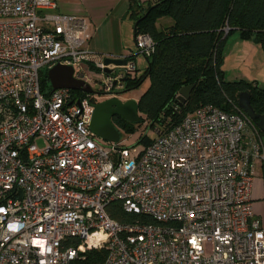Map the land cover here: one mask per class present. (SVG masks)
<instances>
[{
    "label": "built area",
    "instance_id": "1",
    "mask_svg": "<svg viewBox=\"0 0 264 264\" xmlns=\"http://www.w3.org/2000/svg\"><path fill=\"white\" fill-rule=\"evenodd\" d=\"M55 8L0 0V264H74L93 250H106L101 264H264L249 200L264 159L256 125L205 105L140 152L104 141L90 129L95 95L41 80L57 65L77 80L93 69L97 95L111 98L134 75L133 55L106 66L112 57L87 47V21ZM134 45L154 52L148 35ZM111 204L138 218L112 219Z\"/></svg>",
    "mask_w": 264,
    "mask_h": 264
},
{
    "label": "trees",
    "instance_id": "2",
    "mask_svg": "<svg viewBox=\"0 0 264 264\" xmlns=\"http://www.w3.org/2000/svg\"><path fill=\"white\" fill-rule=\"evenodd\" d=\"M129 15L136 25L134 37L148 35L153 40L154 52L145 58L147 64L141 75L123 79V92L135 90L144 80H150L137 109L155 135L180 124L205 105L236 114L238 95L242 92L250 94L255 113L264 114V89L255 81L225 82L222 69L223 47L234 33L240 40L258 46L264 56V0H149L145 4L131 0ZM225 27L229 29L226 34ZM47 81L45 74L42 86ZM189 86L193 87L190 97L180 104L179 92ZM111 121L134 131L135 124L120 117ZM143 122L140 119L138 124ZM260 134L263 135L261 131ZM151 142L145 135L138 140L145 146ZM107 212L119 222L138 218L124 212L120 204L109 205ZM106 256V250H93L74 264H101Z\"/></svg>",
    "mask_w": 264,
    "mask_h": 264
},
{
    "label": "crops",
    "instance_id": "3",
    "mask_svg": "<svg viewBox=\"0 0 264 264\" xmlns=\"http://www.w3.org/2000/svg\"><path fill=\"white\" fill-rule=\"evenodd\" d=\"M148 1L136 0L140 4H145ZM55 2L56 8L46 12L63 16L81 17L87 21L91 36L87 47L91 52L99 56L112 58H123L128 54H132V62L135 65L136 73L138 62L136 57L138 54L133 50V46H135V25L129 15L131 0H55ZM165 21L169 23V20ZM234 35H236L234 38L237 39L235 41H239L237 33H234L230 37ZM254 46L257 52L255 49H252L248 62L251 65L255 63V65L259 66L260 59H264V56L260 48L256 45ZM255 52L256 54H254ZM89 72L98 73L93 69ZM261 141L264 153V134L261 135ZM252 173L253 179L249 200L254 218L264 228V159L253 162Z\"/></svg>",
    "mask_w": 264,
    "mask_h": 264
},
{
    "label": "rangeland",
    "instance_id": "4",
    "mask_svg": "<svg viewBox=\"0 0 264 264\" xmlns=\"http://www.w3.org/2000/svg\"><path fill=\"white\" fill-rule=\"evenodd\" d=\"M234 37H236V35L230 37L223 47L222 69L224 72V81L237 82L243 80L249 83L257 81L259 83V86L264 89V59H260V64L258 63L259 66L255 65V63L251 65L248 61L252 53V49H255V51L257 52L254 44L249 41H235L237 39H235ZM244 44L246 45L244 46ZM133 50L135 51V53H137V49L135 48V46H133ZM256 52L254 54H256ZM136 59L138 60L137 71L136 73H134V75L139 76L143 73V69H145L147 62L141 55H137ZM83 80L87 84H89V86L95 93H102V78L100 74L96 72L85 71ZM149 85L150 80L146 79L143 81L139 88L132 91L123 92V86L118 87L114 91V97L122 102H126L129 100L138 102L140 96L148 89ZM93 97L96 103L103 102L109 98V96L102 94L95 95ZM138 116L144 122L140 125H133V132H130L123 127L114 125L120 134L119 146L128 148L130 150L134 149L135 152H140L145 147L144 143H138L140 137L145 135L149 140H153L156 137L153 130L149 129V122L146 120L144 115L138 113Z\"/></svg>",
    "mask_w": 264,
    "mask_h": 264
},
{
    "label": "water",
    "instance_id": "5",
    "mask_svg": "<svg viewBox=\"0 0 264 264\" xmlns=\"http://www.w3.org/2000/svg\"><path fill=\"white\" fill-rule=\"evenodd\" d=\"M104 64L119 69L126 64V61L120 58H106L104 59ZM104 73L110 74L111 70L106 68ZM48 80L53 91L57 89H68L89 95L98 94L83 80L75 79L71 67L61 65L53 67L48 71ZM192 89L193 87L189 86L180 90L177 98L180 104L185 103L189 99ZM237 104L241 112L264 134V114L255 113L250 104V94L248 92L240 93ZM92 108L93 113L90 129L95 135L106 142L118 143L120 140V134L111 121L113 117H120L132 124H138L140 122L137 102L133 100L122 102L115 97H111L103 102L92 105Z\"/></svg>",
    "mask_w": 264,
    "mask_h": 264
},
{
    "label": "flooded vegetation",
    "instance_id": "6",
    "mask_svg": "<svg viewBox=\"0 0 264 264\" xmlns=\"http://www.w3.org/2000/svg\"><path fill=\"white\" fill-rule=\"evenodd\" d=\"M109 98H110V97H109ZM109 98H108V99H109Z\"/></svg>",
    "mask_w": 264,
    "mask_h": 264
}]
</instances>
